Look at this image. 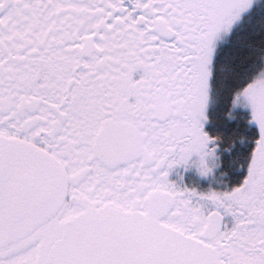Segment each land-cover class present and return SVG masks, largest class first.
<instances>
[{"label": "snow or ice", "instance_id": "6c2138e0", "mask_svg": "<svg viewBox=\"0 0 264 264\" xmlns=\"http://www.w3.org/2000/svg\"><path fill=\"white\" fill-rule=\"evenodd\" d=\"M0 264H264V0H0Z\"/></svg>", "mask_w": 264, "mask_h": 264}]
</instances>
